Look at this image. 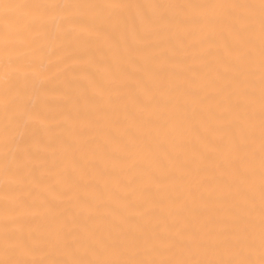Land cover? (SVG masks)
<instances>
[{
  "label": "bare ground",
  "instance_id": "6f19581e",
  "mask_svg": "<svg viewBox=\"0 0 264 264\" xmlns=\"http://www.w3.org/2000/svg\"><path fill=\"white\" fill-rule=\"evenodd\" d=\"M0 264H264V0H0Z\"/></svg>",
  "mask_w": 264,
  "mask_h": 264
}]
</instances>
